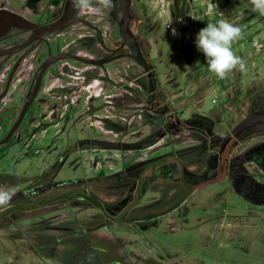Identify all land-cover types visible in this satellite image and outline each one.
I'll return each instance as SVG.
<instances>
[{
  "label": "rangeland",
  "instance_id": "374dc122",
  "mask_svg": "<svg viewBox=\"0 0 264 264\" xmlns=\"http://www.w3.org/2000/svg\"><path fill=\"white\" fill-rule=\"evenodd\" d=\"M207 3L208 0H138L135 8L144 19L140 37L158 77L159 88L172 109L182 117L192 113L219 117L231 126L246 114L252 92L264 85V19L252 18L253 15L247 17L252 13L250 0H215V9L221 4V17L204 15ZM179 17L182 20L177 25ZM221 18L244 26L242 37L233 42L232 49L247 67L245 72L234 69L227 74L226 77L234 81L228 80L231 87L224 92L213 84L218 77L208 70L203 53L195 45L196 34L207 22ZM167 23L171 28L165 27ZM126 65L139 69L129 59ZM122 83H128V79ZM111 92L128 95L127 89ZM131 102L130 105H134ZM83 111L84 108L79 107L74 113L71 130L76 134L74 138L107 136L108 133L103 131L106 129L103 118L112 115L116 119V112L109 108V113H105L101 109L96 110L94 116H87L88 113ZM130 112L121 111L126 130L123 139L136 141L147 133L149 117ZM29 129L31 127L27 131H33ZM24 132L16 134L18 137H14L5 150L0 149V179L6 180L7 176L23 178L11 188H4L10 192L54 166L58 153L67 142L66 128H62L61 123L44 132H35L33 138ZM71 133L70 142L73 140ZM182 138L183 134L173 136L175 141ZM173 147V144L160 141L156 146L139 151L90 148L88 152H75L57 178H87L100 171L109 174L125 163L159 157ZM95 186L97 188L83 183L80 188L96 191L101 200L105 199L103 185ZM74 189H53L31 197L29 202L18 201L0 209V264H76L78 261L72 262L69 256L70 249L75 247L72 240H61L48 251L51 255L41 257L33 249L36 246L40 250L35 235L60 237L73 230L60 229V224L82 231L86 226L96 227L100 221H103V227L87 233L89 242L85 253L97 256L95 260L87 257L79 264H264V206L255 209L224 181L197 189L178 208L156 218L155 222L131 221L137 218L135 208L112 213L103 207L90 208L70 202L67 207H59L56 194L60 191L73 194ZM154 198L155 193L147 192L141 203ZM181 199L176 196L166 205L172 206ZM12 212L19 216L15 223L6 221ZM253 213H257L256 216L250 215ZM44 225L48 228L40 230L39 227ZM79 236L76 235V240ZM85 237L83 235L81 239Z\"/></svg>",
  "mask_w": 264,
  "mask_h": 264
},
{
  "label": "flooded vegetation",
  "instance_id": "af4514ba",
  "mask_svg": "<svg viewBox=\"0 0 264 264\" xmlns=\"http://www.w3.org/2000/svg\"><path fill=\"white\" fill-rule=\"evenodd\" d=\"M137 1L114 0L111 10L94 15L91 11L74 9L72 0H0V11L14 13L26 23L24 28L15 27L0 34V143L5 141L0 149L5 150L22 130L33 138L35 132H44L58 123L66 128L67 139L54 166L27 185L21 183L12 193L22 195L0 209L18 201L29 202L31 197L53 189L74 187L73 194L70 191L56 194L59 207H67L70 202L90 208L103 207L112 213L135 208L137 218L131 221L155 222L210 183L224 181L233 188V183H239L249 174L264 184V128L232 133L245 116L264 110V85L251 91L246 114L231 126L219 117L199 113L182 117L160 90L154 67L142 47L140 28L144 19L135 8ZM218 8L221 9V4ZM251 15L261 18L254 12L247 17ZM133 50L147 69L134 58ZM128 59L139 69L126 65ZM127 79L128 83H122ZM228 80L234 81L225 77L213 84L224 92L231 87ZM107 85L111 88L107 89ZM121 89H127L128 95L111 94V90ZM130 100L134 105H130ZM79 107L84 108L82 113H88L87 116H94L101 109L105 113L109 108L116 112V119L112 115L103 118L107 136L74 138L72 119ZM126 110L149 117L147 133L136 141L153 140L147 148L160 141L174 147L159 157L125 163L109 174L100 171L102 178L97 183L103 185L106 198L101 200L97 194L101 206H93L87 201L94 195L80 188L91 177L59 179L57 175L73 153L105 149L89 140L136 142L123 139L126 130L121 111ZM30 127L32 132L27 131ZM178 134H183V138L175 141L173 136ZM59 181L63 183L58 184ZM0 183L2 188L14 185ZM147 192L155 193L156 198L141 203ZM176 196L182 197L177 206L166 205ZM248 197L242 198L255 209L264 206V186L255 188ZM59 228L69 231L72 227Z\"/></svg>",
  "mask_w": 264,
  "mask_h": 264
},
{
  "label": "clouds",
  "instance_id": "9594fccd",
  "mask_svg": "<svg viewBox=\"0 0 264 264\" xmlns=\"http://www.w3.org/2000/svg\"><path fill=\"white\" fill-rule=\"evenodd\" d=\"M74 9L91 11L94 15H102L111 10L114 0H72ZM251 11L264 17V0H250ZM244 26L221 18L216 22H207L197 34L195 45L203 53L210 72L224 79L229 72L238 69L247 71L244 60L232 49L235 40L243 35ZM175 34V30H173ZM13 193L0 187V206L7 205Z\"/></svg>",
  "mask_w": 264,
  "mask_h": 264
},
{
  "label": "water",
  "instance_id": "95a60500",
  "mask_svg": "<svg viewBox=\"0 0 264 264\" xmlns=\"http://www.w3.org/2000/svg\"><path fill=\"white\" fill-rule=\"evenodd\" d=\"M25 20L11 12L7 11H0V34L5 31H8L12 28H24L25 27ZM135 50H133V56L137 60L141 62L145 69L147 66L143 61H141L135 54ZM259 98V97H258ZM263 104H264V95H263ZM253 128L256 130H260L264 128V110L251 112L243 119H241L233 128L232 133L233 135H237L241 131H248V129ZM147 139H143L141 141L136 142H117V141H108V140H100V139H92L89 140L93 144H97L102 146L105 149H113V150H140L147 148L152 142H146ZM5 141L1 142L4 143ZM0 143V144H1ZM58 184H62L63 181L57 182ZM264 184L259 183L254 179L252 175H245V178L239 183H233V188L236 193L240 196L249 199L250 192H254V189H262ZM42 190V189H41ZM22 193L13 194L11 201L20 197ZM10 201V202H11ZM9 202V203H10Z\"/></svg>",
  "mask_w": 264,
  "mask_h": 264
},
{
  "label": "trees",
  "instance_id": "16d2710c",
  "mask_svg": "<svg viewBox=\"0 0 264 264\" xmlns=\"http://www.w3.org/2000/svg\"><path fill=\"white\" fill-rule=\"evenodd\" d=\"M100 178H102V172H100L97 176H94V177H91L89 179H86L85 183H87L90 187H92V186L96 187L95 184L96 185L98 184L97 181ZM21 179H23V178L19 177V176H7L6 180L5 179L4 180L0 179V182L4 181V183H6V184H15L16 182L17 183L21 182L20 181ZM144 189L146 190V186L144 187ZM84 191L85 192H90V193H92L94 195L93 199H90V200L87 201L89 204H91L93 206H101V203H100V200H98V196H97L96 191L86 190L85 188H84ZM176 204H178V203H176ZM176 204L173 205V206L174 207L177 206ZM17 220H19V216L15 212H12L9 216L6 217V221H8L10 223H15V221H17ZM102 222L100 221L99 225H96V227H93V226L83 227L82 231H79V230H76V229H75L76 231H73L72 228H70L69 231L72 230L73 232L71 231L70 234L61 235L60 237H55V238H53V237L47 238L48 235H42V234L35 235L36 239L38 241V246H39L40 250L36 246H33V249L35 251H37L38 256L44 257V255H51L50 254L51 252L49 253L48 251H50V250L52 251L53 247L58 242H60L61 240H63V239L72 240V243H73L72 245H75V247H73V249H70V251H69V254H70L69 256L71 258L68 256L72 262H76V260H77L78 262H76V264H79V263H81V261L83 259L85 260L87 257H91V258H93V260H95L94 258L97 255H86L85 254L87 252L86 245L89 242L88 241V237H87V233H90L92 230H97V229L103 227L104 224H102ZM61 225L65 226V223L60 224L59 226L61 227ZM46 228H48V227L45 226V225L39 227L40 230H44ZM78 234L81 235V236L77 237V240H76V235H78ZM83 235H85L86 237H85V239L82 240L81 237ZM26 237H28V236H26ZM108 249H110V247ZM78 254H81V255H78ZM97 259H99V258H97ZM71 261H70V263H71Z\"/></svg>",
  "mask_w": 264,
  "mask_h": 264
},
{
  "label": "built area",
  "instance_id": "2783aa9c",
  "mask_svg": "<svg viewBox=\"0 0 264 264\" xmlns=\"http://www.w3.org/2000/svg\"><path fill=\"white\" fill-rule=\"evenodd\" d=\"M217 7V6H216ZM207 15V16H218V17H221L222 16V12H221V9L217 7V9H215V0H208V3L206 5V9H205V13L204 15ZM181 20H182V17L178 18L176 23L177 25H180L181 24ZM166 28H171V24H166L165 26ZM216 99H213L212 101L214 102Z\"/></svg>",
  "mask_w": 264,
  "mask_h": 264
}]
</instances>
